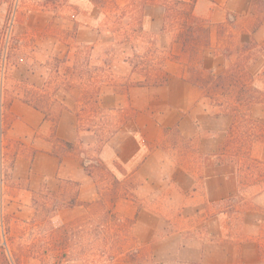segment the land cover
<instances>
[{"label":"crops","instance_id":"0c3cea01","mask_svg":"<svg viewBox=\"0 0 264 264\" xmlns=\"http://www.w3.org/2000/svg\"><path fill=\"white\" fill-rule=\"evenodd\" d=\"M255 2L195 1L193 16L207 29L206 53L201 59L204 72L224 74L251 55V45L264 44V15L254 28L250 23L258 12ZM233 11L244 18L229 22ZM165 18L163 7L147 5L143 29L150 45L155 40L158 47L172 49L174 55L181 45L165 33ZM67 59L72 63L73 58ZM162 69L168 76L164 85L118 88L100 96L102 109H132L135 116L99 151L95 150L96 133L78 129L77 88L59 89L64 109L56 121L20 98L12 101L5 142L14 158L5 181L4 206L14 242L28 236L17 226L32 221L41 194L58 192L65 184L75 186L77 205L71 211L90 210L101 199L97 179L65 147L67 143L98 159L120 188L127 182L133 185V196L116 201L115 215L119 221L135 222L133 235L142 254L133 261L118 258L111 264H263L259 243H247L222 226L223 215L215 208L240 192L237 166L221 163L233 116L214 111L181 61L166 59ZM249 72L254 74L252 68ZM114 73L132 82L138 77L128 58L115 63ZM209 215L216 216L209 223L214 222L215 236L221 241L212 240L211 230L205 229ZM168 221H177L178 228L167 230ZM23 264L48 261L25 257Z\"/></svg>","mask_w":264,"mask_h":264},{"label":"rangeland","instance_id":"374dc122","mask_svg":"<svg viewBox=\"0 0 264 264\" xmlns=\"http://www.w3.org/2000/svg\"><path fill=\"white\" fill-rule=\"evenodd\" d=\"M191 2L3 0L0 7V40L3 42L0 168L3 166L7 177L13 164L14 156L9 153L5 139L12 122L9 108L14 99L29 101L56 121L64 109L59 89L70 91L77 88L74 110L79 125L99 126L96 129L99 130L98 147L95 149L99 151L107 142L109 132L119 131L135 116L132 109L124 112L102 109L100 96L118 88L126 90L142 84L159 86L157 83L165 80L162 66L166 59L181 61L192 83L205 88V98L206 94L218 96L213 100L208 98L214 111L234 118L222 150L221 163L237 166L240 192L237 197L215 208L223 215L222 226L237 232L239 239L247 243H259L264 264V103L253 106L247 115L246 101H237L235 91L229 94L210 90L213 84L206 80L207 71L204 72L199 65L206 53L207 29L203 21L189 22L188 6ZM256 2L258 12L255 20L250 21L253 28L259 25L264 15V0ZM147 5L165 9L164 31L183 45L181 49V46L176 47L174 55L172 49L158 47L155 40L149 44L143 29V10ZM243 16L233 11L229 13L228 21L235 23ZM251 48L250 60L242 59L234 65L246 67L248 71L252 68L255 88L264 94V44L251 45ZM69 56L73 58L72 63L67 59ZM123 58H128L137 71L138 77L133 82L115 76L114 65ZM141 75L146 79L142 81ZM65 99L69 100L68 97ZM77 148L78 152H85L83 159L87 164L95 166L90 172L100 184L101 199L90 210L78 208L71 211L77 205L76 188L69 184L63 185L58 192L38 196L32 221L20 222L17 226L19 231L27 232V237H19L14 242L9 219V247L16 264H23L25 257L45 260L48 264H111L118 258L133 261L142 254L133 235L135 222L119 221L115 215L116 201L133 196V185L127 182L120 188L111 173L98 168V159ZM89 159L93 163H88ZM214 217L209 215L205 229L211 230L212 240L221 241L215 236L214 222L209 223ZM166 228L171 231L178 228L177 221H168Z\"/></svg>","mask_w":264,"mask_h":264},{"label":"trees","instance_id":"16d2710c","mask_svg":"<svg viewBox=\"0 0 264 264\" xmlns=\"http://www.w3.org/2000/svg\"><path fill=\"white\" fill-rule=\"evenodd\" d=\"M195 1L196 0H192L190 6H188L189 22L190 21L195 22L197 20L193 16ZM2 2H3V0H0V7L2 5ZM188 29L190 32L192 31V27L190 26V24L188 26ZM2 38H3V36H2ZM254 45H256V44H253V46ZM246 49H244V50H246ZM248 49L249 50L252 49L251 46ZM2 58H3V42L1 41L0 42V66H1ZM244 59L249 61L250 57L246 56ZM199 65H202V63L200 62ZM205 78H206V80L208 79L209 81H211L213 84V87H211L210 90H212V88H213L214 91L221 90L222 92H224V93L228 92L229 94H231L233 91H235L234 93L237 95V98H238L237 101H240V102L241 101L243 102V100L246 101L247 107L249 108L247 115L251 112L253 106L264 103V94L255 88V85H254V78L255 77L247 70L246 67L243 68L241 66H238V65L235 66L234 65L233 67H231L228 70V72L226 74H220V75H215L212 71H209V72H207V75L205 76ZM167 80H168V76L165 74V80L163 82H160L157 84L158 85H164L167 82ZM195 85H198V84H195ZM202 89H203V91H205V88H202ZM247 93H250V94H248V96H246L245 98H242V99L239 98L240 96L247 94ZM206 97L213 100L218 96L214 95L212 97H209L206 94ZM25 103H27V104L33 106L34 108L40 110L37 106L31 104L27 100H25ZM96 129H99V126L82 127V125H79V131H82V130L83 131H93V132L97 133V136H98L99 130H96ZM117 132H118V129L116 131L109 132L108 134H110V135L106 139V141L108 142ZM107 142H105V143H107ZM64 145L69 151L75 152L77 154V156L81 159V162H82L83 167L85 168L86 172L89 175H92L90 172V169L95 168V166H89L87 164V162L83 159L85 152H83L81 150L78 152V148L71 145V144L66 143ZM87 161H88V163H93L91 159H89ZM98 168H101L104 171H106L107 173H110L109 170L102 164H100ZM79 205L83 206V204H79Z\"/></svg>","mask_w":264,"mask_h":264},{"label":"built area","instance_id":"2783aa9c","mask_svg":"<svg viewBox=\"0 0 264 264\" xmlns=\"http://www.w3.org/2000/svg\"><path fill=\"white\" fill-rule=\"evenodd\" d=\"M5 181L6 177L2 166L0 168V264H16L9 247V231L4 206Z\"/></svg>","mask_w":264,"mask_h":264}]
</instances>
